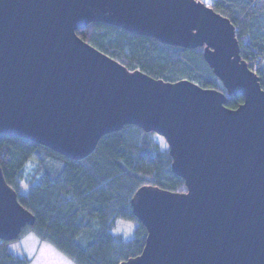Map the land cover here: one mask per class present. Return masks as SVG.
<instances>
[{
  "label": "water",
  "instance_id": "obj_1",
  "mask_svg": "<svg viewBox=\"0 0 264 264\" xmlns=\"http://www.w3.org/2000/svg\"><path fill=\"white\" fill-rule=\"evenodd\" d=\"M94 22L204 47L227 94L130 71L77 34ZM127 125L166 140L187 191L136 192L146 244L120 264H264V89L231 20L201 0H0V135L82 159ZM34 222L0 165V240Z\"/></svg>",
  "mask_w": 264,
  "mask_h": 264
},
{
  "label": "trees",
  "instance_id": "obj_2",
  "mask_svg": "<svg viewBox=\"0 0 264 264\" xmlns=\"http://www.w3.org/2000/svg\"><path fill=\"white\" fill-rule=\"evenodd\" d=\"M209 6L234 24L241 57L264 89V0H213ZM76 32L130 71L165 82L189 80L227 94L204 58V47L166 45L102 22ZM227 96L229 108L244 101L242 95ZM156 135L127 125L103 136L87 157L73 159L18 135L1 134L6 181L35 216L17 240L33 234L75 264H120L140 255L148 232L133 211L136 192L145 186L187 191L185 180L173 172L169 147L163 149ZM118 221L133 226L130 237L114 233ZM17 240H0V264H29L28 257L14 253Z\"/></svg>",
  "mask_w": 264,
  "mask_h": 264
},
{
  "label": "rangeland",
  "instance_id": "obj_3",
  "mask_svg": "<svg viewBox=\"0 0 264 264\" xmlns=\"http://www.w3.org/2000/svg\"><path fill=\"white\" fill-rule=\"evenodd\" d=\"M209 5L213 0H203ZM155 140L160 143L163 149L168 148V144L161 136H154ZM133 226L129 223L118 221V227L114 233H123L126 237L132 235ZM14 253L26 256L29 259V264H75L69 258L64 256L52 245L42 242L33 234H27L12 243Z\"/></svg>",
  "mask_w": 264,
  "mask_h": 264
}]
</instances>
